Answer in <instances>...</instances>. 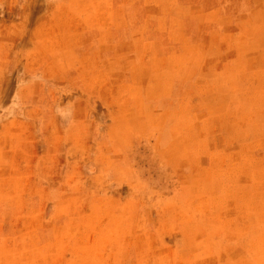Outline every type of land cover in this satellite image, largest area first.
Wrapping results in <instances>:
<instances>
[{"label":"rangeland","instance_id":"rangeland-1","mask_svg":"<svg viewBox=\"0 0 264 264\" xmlns=\"http://www.w3.org/2000/svg\"><path fill=\"white\" fill-rule=\"evenodd\" d=\"M0 264H264V0H0Z\"/></svg>","mask_w":264,"mask_h":264},{"label":"bare ground","instance_id":"bare-ground-1","mask_svg":"<svg viewBox=\"0 0 264 264\" xmlns=\"http://www.w3.org/2000/svg\"><path fill=\"white\" fill-rule=\"evenodd\" d=\"M157 2H158V1H157ZM159 3H160V2H159ZM164 4H165V3H164ZM164 4H163V5H164ZM166 4H167V3H166ZM157 6H158V5H157Z\"/></svg>","mask_w":264,"mask_h":264}]
</instances>
